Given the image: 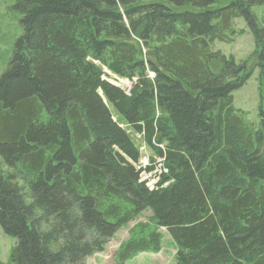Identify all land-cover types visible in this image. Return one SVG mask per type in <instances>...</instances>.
<instances>
[{
	"label": "trees",
	"instance_id": "trees-1",
	"mask_svg": "<svg viewBox=\"0 0 264 264\" xmlns=\"http://www.w3.org/2000/svg\"><path fill=\"white\" fill-rule=\"evenodd\" d=\"M23 33L0 75V226L14 264H85L144 211L117 264H264V110L246 121L233 92L264 85V0H15ZM243 17L255 51L236 61ZM132 81L130 94L105 79ZM143 135L168 171L140 181ZM164 229L165 231H161ZM0 264H3L0 262Z\"/></svg>",
	"mask_w": 264,
	"mask_h": 264
},
{
	"label": "rangeland",
	"instance_id": "rangeland-1",
	"mask_svg": "<svg viewBox=\"0 0 264 264\" xmlns=\"http://www.w3.org/2000/svg\"><path fill=\"white\" fill-rule=\"evenodd\" d=\"M236 0H214L215 8H222L230 5ZM15 0H0V75L8 68L15 49L17 39L23 33L21 24V13L15 7ZM252 10L257 15L260 23L264 25V4L255 5ZM233 28L236 34L232 42L216 40L213 43L214 50H220L227 56H234L236 61L249 57L256 48L255 40L243 17H236L233 20ZM110 73V72H109ZM105 79L114 85L124 88L128 94L131 92L132 81L120 78L115 74L105 76ZM234 107L246 117V121L257 124L261 118V110H264V85L260 81V69L256 67L248 81L233 92ZM125 128L128 125L120 123ZM130 131V129H127ZM133 135V138L141 139L139 146L143 164L153 157L154 151L149 148L142 139L143 135ZM138 145V140L135 139ZM148 157V159H147ZM151 187V186H150ZM152 222V212L144 211L135 220L121 228L105 247L103 252L95 253L88 257L85 264H117L115 257L122 243L129 239L130 230L137 224ZM161 231H165L161 229ZM16 239L4 232L0 226V262L3 264H14L11 260V251ZM176 247L171 236L164 232L162 250L159 253H141L126 264H172L175 261Z\"/></svg>",
	"mask_w": 264,
	"mask_h": 264
},
{
	"label": "built area",
	"instance_id": "built-area-1",
	"mask_svg": "<svg viewBox=\"0 0 264 264\" xmlns=\"http://www.w3.org/2000/svg\"><path fill=\"white\" fill-rule=\"evenodd\" d=\"M162 160L163 158L161 157L156 158L158 163L156 165H152L151 169H148V165L151 164H143L142 159H140V161L136 164V168L140 172V181H145L146 184L151 186L152 190L158 189L160 187L158 184L155 185V182L158 178L160 179L162 174L168 171V169L165 167L164 161L162 162Z\"/></svg>",
	"mask_w": 264,
	"mask_h": 264
},
{
	"label": "bare ground",
	"instance_id": "bare-ground-1",
	"mask_svg": "<svg viewBox=\"0 0 264 264\" xmlns=\"http://www.w3.org/2000/svg\"><path fill=\"white\" fill-rule=\"evenodd\" d=\"M148 163L149 164H151V162H150V159H148ZM156 164L158 163V161L157 162H155ZM148 166H150V165H148ZM159 181V178L156 180V182H155V185H156V183Z\"/></svg>",
	"mask_w": 264,
	"mask_h": 264
}]
</instances>
